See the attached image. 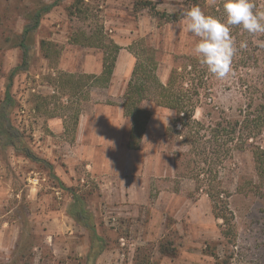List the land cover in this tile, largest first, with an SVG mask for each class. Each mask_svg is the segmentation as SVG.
I'll list each match as a JSON object with an SVG mask.
<instances>
[{
	"label": "rangeland",
	"instance_id": "obj_1",
	"mask_svg": "<svg viewBox=\"0 0 264 264\" xmlns=\"http://www.w3.org/2000/svg\"><path fill=\"white\" fill-rule=\"evenodd\" d=\"M39 1L53 0H0V102L10 71L21 60L20 49L8 40L25 24L24 16L16 15L15 6ZM73 1L64 0L44 17L30 67L14 79L12 93L17 105L13 122L53 168L31 161L13 148H0V182L7 189L0 193L4 201L0 227L6 222L21 228L17 247L0 251V264H91L87 262L91 233L72 217L65 222L73 233L46 232L58 211L69 212L72 189L85 198L99 233L108 242L95 264H135L140 249L153 256L151 264H264V184L253 156L254 149H264V127L248 141L238 135L227 156L216 154L217 146L210 142V128L218 123L239 121L240 130L248 117L264 113V47L259 46L264 34L252 35L241 26H232L238 51L231 74L220 80L192 51L199 38L185 30L184 13L191 8L186 0H150L158 11L167 13L164 20L137 7L140 0H84L80 5L83 12L69 15ZM205 1L201 8L205 14L225 19L221 0ZM176 14L181 16L179 20H168ZM101 29L108 39L123 46L114 94L86 77V63L98 68L103 64V50L70 39L79 31L89 35ZM42 39L51 41L53 47L42 50ZM241 43L247 47L240 48ZM145 47L158 59V74L164 83L175 66L194 59L186 79L187 83L202 84L195 117L205 128L198 148L181 143V137L171 139L167 128L175 111L150 101L145 106L152 116L139 150L127 151L122 145L119 150L107 151L102 159L89 160L75 147V115L85 110V105L112 103L116 108L122 104L133 73L124 56L133 57L134 69L132 51L142 52ZM66 75L72 76L73 83H63ZM127 124L124 118V133ZM62 126L64 130L58 131ZM206 156L211 158V171L200 177L211 182L229 203L235 222L230 238L222 233L223 220L213 211L209 188L201 187L200 178L192 174L195 164L191 160ZM200 163L210 168L209 163ZM113 164L119 170H114ZM112 169L116 172L113 179L120 178V185H103ZM35 175L40 177L38 185L30 182ZM164 242L173 245L170 256L159 251Z\"/></svg>",
	"mask_w": 264,
	"mask_h": 264
},
{
	"label": "trees",
	"instance_id": "obj_2",
	"mask_svg": "<svg viewBox=\"0 0 264 264\" xmlns=\"http://www.w3.org/2000/svg\"><path fill=\"white\" fill-rule=\"evenodd\" d=\"M64 0H53L49 3L39 1L35 5L22 3L15 6V13L24 16L25 24L20 33H17L8 40H12V46L18 47L21 51L20 62L11 69L8 77V84L6 86L5 96L0 102V148L8 149L13 148L15 153L23 155L25 158L42 164L50 169L53 168L52 164L45 158L41 157L30 146L27 141L25 133L15 125L12 119V112L17 105L16 98L12 93V87L15 77L28 70L32 52L36 45V33L40 28L41 22L44 17L50 13L54 8L60 6ZM192 6H199L202 8L205 0H186ZM84 0H74L68 7L69 15L82 13L83 9L81 4ZM258 10H264V0H254ZM137 7L149 9L155 14H159L161 19H165L167 13L158 11L156 6L150 0H140L137 2ZM223 7V0L220 2ZM215 9V7H212ZM175 18L168 20H179V14L174 15ZM71 42L81 44L84 46L98 47L103 50V69L100 74H88L86 77L93 82L95 86L107 87L111 83L120 51L123 46L114 40L108 39L104 35L102 29L95 30L92 34L79 31L70 36ZM42 50H49L53 47L51 41L42 39L40 41ZM136 57V64L133 69L132 76L127 84L122 106L125 115L131 118L132 127L128 142L130 149H140L143 143L144 136L147 132L148 123L152 116V112L145 104L147 102H154L155 105L172 109L175 111V116L172 118L168 128L167 134L171 137H181V143L190 144L193 149L198 148V142L201 140L200 132L205 128L201 120L195 117L196 109L201 95V85L199 83H187V75L190 73L188 68L194 63H181L175 66L169 76L168 82L161 81L158 74L159 62L155 54L145 47L142 52L132 51ZM187 58V57H186ZM187 59H192L191 57ZM182 68V69H181ZM63 83H73L71 75H66ZM84 79V77H81ZM80 111L75 115V127L79 122ZM239 121L225 120V122L218 123L215 127H211V140L212 144L217 146L216 154L221 155L223 152L225 156L229 154L232 149L234 141L241 135L242 139L248 141L253 134L257 133L264 127V113H260L254 119L247 118L241 124ZM238 146V145H237ZM215 148V147H214ZM206 151L203 152V154ZM175 155H178L177 153ZM255 161V168L257 175L262 184H264V149L256 148L253 150ZM209 163L210 168H203L201 163ZM211 158L206 156L202 160H191V164L195 166L192 168V174L200 178L202 181L201 187L206 186L207 192L213 200V211L217 218L223 220V235L229 237L233 235L235 228L234 215L230 209L227 200H223L216 193L214 186L211 182L201 179L203 173L211 171ZM258 187V185H256ZM261 187V185H260ZM73 202L69 208V215L80 225L84 226L91 233V248L87 256V262L95 264L98 257L105 251L108 242L102 236L97 226L94 223L92 213L89 211L85 198L79 195L74 189ZM171 243H161L159 251L162 255L170 256L173 253ZM141 250V249H140ZM138 251L135 257V264H151L153 256L149 254H142ZM152 256V257H151Z\"/></svg>",
	"mask_w": 264,
	"mask_h": 264
},
{
	"label": "crops",
	"instance_id": "obj_3",
	"mask_svg": "<svg viewBox=\"0 0 264 264\" xmlns=\"http://www.w3.org/2000/svg\"><path fill=\"white\" fill-rule=\"evenodd\" d=\"M122 54L123 53H119L113 78L109 86H107V89H109V91L111 90L110 92L112 94L115 93V84L118 83L116 81V76L118 74V70L121 64ZM124 57H127V59L129 60V65L131 67L130 73H132L133 57L131 55H126ZM84 69L86 73L99 74L102 72L103 64L101 63L99 64L98 68H95L91 64V62H87ZM127 78H130V74ZM124 118H127L128 122L127 127L125 128V133L123 126ZM131 127L132 120L131 118L125 115L122 104L117 105L116 108L113 107L112 103H101L95 106L85 105V110L82 109L79 114V122L75 135V147L77 148V150H79L81 154H83L89 160H94L100 157V159H102L106 156L107 151H116L117 149L119 150L122 145L127 148V151L136 150L130 149L128 147ZM57 130H64V126L59 127ZM88 166L91 169L95 168V165H93V163H89ZM101 166L102 168H104L106 164L102 163ZM113 167L114 170H119L118 165L116 166L115 164H113ZM113 169L111 170L109 176L107 177L103 185L110 184V182H112V184L114 183L116 185H120V178L113 179V176H116V172H113ZM2 185V182H0V193L3 189L7 190ZM117 189H119V187H117ZM106 193L108 194V191ZM3 202V199H0V209ZM6 214H8V212H6ZM69 217H71L69 215V212L64 209H61L60 211H58L57 214H55L54 218L50 220V224H48V226L50 227L46 232L55 233L56 230H61L73 233L74 231L71 229L72 226L65 222V218ZM79 226L81 227L82 225ZM20 233V226H16L14 224L10 225L9 223L5 222L3 226L0 227V251L8 249L11 250L13 248L15 249L17 247V242L19 240ZM55 247L56 250H58L57 244L55 245Z\"/></svg>",
	"mask_w": 264,
	"mask_h": 264
},
{
	"label": "clouds",
	"instance_id": "obj_4",
	"mask_svg": "<svg viewBox=\"0 0 264 264\" xmlns=\"http://www.w3.org/2000/svg\"><path fill=\"white\" fill-rule=\"evenodd\" d=\"M225 19L192 6L184 13L185 30L198 37L193 53L217 79H226L232 72V60L238 49L231 35L232 26H241L252 35L264 34V10L254 0H223ZM264 47V41L259 43ZM240 48H246L241 43Z\"/></svg>",
	"mask_w": 264,
	"mask_h": 264
},
{
	"label": "built area",
	"instance_id": "obj_5",
	"mask_svg": "<svg viewBox=\"0 0 264 264\" xmlns=\"http://www.w3.org/2000/svg\"><path fill=\"white\" fill-rule=\"evenodd\" d=\"M30 182L33 184V185H38L40 183V177L38 176H33L30 178Z\"/></svg>",
	"mask_w": 264,
	"mask_h": 264
}]
</instances>
